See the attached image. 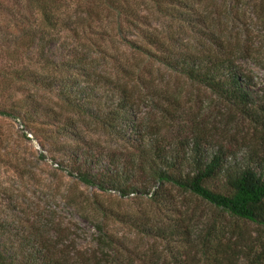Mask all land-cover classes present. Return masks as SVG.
<instances>
[{
    "label": "trees",
    "instance_id": "16d2710c",
    "mask_svg": "<svg viewBox=\"0 0 264 264\" xmlns=\"http://www.w3.org/2000/svg\"><path fill=\"white\" fill-rule=\"evenodd\" d=\"M28 1L39 15L40 25L38 35L22 39L32 43L40 56L45 50L42 47L39 50V44L46 38L47 30L75 31L72 32L75 47H86L84 39L87 42L91 39L85 36L87 29H92V23L102 15H95L92 9L84 12L86 18L82 15L79 18L81 22L82 19L89 21L84 30L79 21L75 23V20L71 26L60 20L58 13L65 0ZM94 1L105 7L103 15L108 27L111 24L108 13H116L128 27L140 32L141 43L126 39L123 43L141 56L150 55L153 63L180 75L193 87L210 93L226 105L228 115L238 114L248 121L259 134L260 147L246 163H238L235 155L223 151L222 147L213 149V124L182 105L178 88L171 89L169 85L158 88L140 76L132 82L135 71L147 76V69L127 60L116 61L114 84L111 76L102 75L97 76V80L92 79L91 86L85 88L71 83L65 75L71 72L82 77L84 72H89L90 64L84 57L56 67L55 75L46 80L30 71L17 72L15 80L36 87L42 85L40 88L50 94L59 88V96L70 113L104 127L110 137L127 144L128 154L121 158L113 156L107 167L102 155L92 148L75 153L68 163L70 174L82 185L101 192H116L123 198H146L152 210L127 215L97 205L93 214L97 219L96 249L90 250L86 257L79 251L74 255L75 249L70 252V238L60 225L52 228L50 222L46 225L35 220L29 222L23 213L16 220L3 221L5 213L12 215L20 206L18 200L13 199H9L10 207L5 206L3 201H8V196L3 194L0 196V217L3 218L0 219V264H136L135 260L119 256L116 240L107 231V221L124 224L146 238L179 248L175 252L172 249L168 262L157 253L139 257L137 264H264V97L255 95L253 80L237 63V58H247L240 37H231V33L222 31V23H234L236 10L243 0H229L233 3L230 7L226 6V0H220L222 3L218 6L214 2L207 3L208 0H204L205 4L200 0H144L146 13L151 10L148 7L154 8L162 17L170 18L178 32L197 34L195 52L187 46L174 47L176 38L173 36L164 38V34H157L156 30L149 33L148 13L142 17L138 7L131 8L129 0ZM248 1L254 5V11L264 17V0ZM97 45L90 47L100 49ZM120 73L125 76L120 77ZM104 79L107 82H103ZM103 84L112 89L105 102L96 94ZM9 115L0 109V117ZM73 122L70 120L63 130L58 126L55 140L72 138ZM101 163L104 168L94 173L93 167ZM194 202L201 204L190 208ZM165 210L169 214L175 212L176 217L168 216ZM100 217L102 223L98 222ZM12 222L21 226L29 223L27 236L15 235ZM241 225L254 227L255 236L245 234Z\"/></svg>",
    "mask_w": 264,
    "mask_h": 264
},
{
    "label": "rangeland",
    "instance_id": "374dc122",
    "mask_svg": "<svg viewBox=\"0 0 264 264\" xmlns=\"http://www.w3.org/2000/svg\"><path fill=\"white\" fill-rule=\"evenodd\" d=\"M143 2L144 0L137 2L129 0L131 8L138 7L142 17L148 13ZM206 2L217 3V6L222 3L220 0ZM206 2L204 1L203 4ZM62 4L64 7L61 5L58 14L63 23H70L73 26L75 20V23L81 22L80 16L86 18L84 12L91 9L95 15L102 14L99 18L102 17L103 22L100 23V19L99 21L95 19L92 29H87L85 36L91 38L92 42L84 39L86 47H75L72 38V32L75 31L66 33L59 30L56 33L47 30L44 42L39 44V50L41 47L45 50L44 55L40 56L36 52L38 49L33 47L32 43L22 39L23 36L38 35L37 30L40 25L38 13L28 0H0V109L10 114L8 117H0V196L3 194L8 196V201H3L7 207H10L9 199L18 200L20 204L15 213L12 212V215L5 213L4 219L1 217L0 219L16 220L23 213L25 220L29 222L35 220L43 225L50 222L53 223L52 228L60 225L70 238L68 241L70 252L75 249L74 255L79 251L82 256L88 257L90 250L96 249L97 219L93 214L96 213L98 206L108 207L127 215L150 212L152 207L146 198L140 196L123 198L116 192H101L97 188L86 187L79 183L76 177L70 174L68 166L69 160L75 156V153L78 155L81 150L92 148L102 155V162L104 161L107 167L113 156L121 158L128 154L129 151H125L127 144L110 137L104 127L97 126L90 120L83 121L70 113L68 106L59 96V88L57 92L53 91L50 94L40 88L42 85L36 87L15 80V73L22 70L30 71L33 75L46 80L55 75L56 67L74 61L77 57H84L90 64L89 72H84L82 77H77L78 75L71 72L65 75L72 81L71 83L75 85L78 83L79 87L85 88L91 86L92 79L97 80L96 77L102 75L111 76L114 84V76L117 74L116 61L127 60L130 64H138L147 69V76L134 70L135 79L132 82H136V78L140 76L146 82H153L158 88H164L165 85L167 87L169 85L168 88L171 89L178 88L182 96V105L192 114L200 113L202 119L213 124L215 127L213 149L222 147L223 151L235 155L238 163H246L253 152L258 151L260 140L259 134L255 133L248 121L238 114L228 115L226 105L210 93L193 87L180 75L156 62L153 63L150 55L147 58L141 56L123 43L124 39L138 40L141 43L140 32L128 27L126 21L119 18L116 13H108L111 17V20L109 19L111 24L108 27L103 15L105 7L101 3L98 4V1L65 0ZM69 4H72L71 8H67ZM226 6H233V3L226 0ZM253 6L252 2L243 0L236 10L237 17L234 23H222V31L231 33V37L237 35L240 37V44L247 51V58L239 57L237 63L253 80L255 95L262 98L264 97V17L259 16ZM148 9H151L147 14L151 22L150 27H147L149 33H155L156 30L157 34H164V38L173 36L176 38L173 42L174 47L187 46L196 51L199 41L197 34L194 35L191 31L178 32L170 18L162 17L154 8L148 7ZM88 22L82 19L84 30ZM140 28L146 29V27ZM94 43H97L100 49L90 47ZM150 52L155 54V51ZM131 69L132 67L128 72ZM124 76V73H120V77ZM103 82L107 80L104 79ZM125 82L130 81L125 80ZM109 88L108 84L97 88L96 94L99 93L103 97V102L106 101L109 90H112ZM20 108L23 110L18 113L17 110L20 112ZM70 120L75 124V127H71L72 138L70 136L55 140L58 128L62 127L63 130L64 125L68 126ZM126 139L128 140V137ZM7 154H9L8 158ZM102 168L104 167L101 163L95 165L93 171L96 173ZM200 204V202L191 203L190 208H198ZM176 207H181V204H176ZM167 212L165 210V214L168 215ZM171 215L173 218L176 217L175 212H170L168 216ZM98 222L102 223L103 219L100 217ZM106 223L107 231L116 240V251L119 252V256L122 259L126 257V260L128 258L135 260L136 264L139 262V257H151L157 253L168 262L171 260L172 249L174 252L179 249L178 246H169L159 240L146 238L124 224L113 221ZM28 226L29 223L23 226L13 223L14 234L27 236ZM241 227L248 236H255L254 227L249 225H241ZM110 256H113V253L112 255L110 253Z\"/></svg>",
    "mask_w": 264,
    "mask_h": 264
}]
</instances>
